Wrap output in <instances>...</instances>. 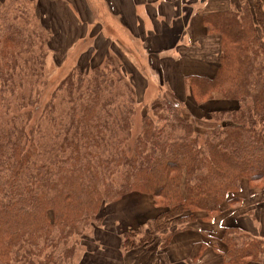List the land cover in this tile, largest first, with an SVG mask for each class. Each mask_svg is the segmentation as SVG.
Listing matches in <instances>:
<instances>
[{
    "label": "trees",
    "instance_id": "16d2710c",
    "mask_svg": "<svg viewBox=\"0 0 264 264\" xmlns=\"http://www.w3.org/2000/svg\"><path fill=\"white\" fill-rule=\"evenodd\" d=\"M24 4L0 10V264H75L87 232L131 194L160 212L122 231L119 249L166 251L176 234L229 216L220 233L203 231L204 248L224 264H264V238L227 213L244 186L264 193V0L204 14L220 59L212 77L187 76L186 87L208 119L166 90L136 136L135 84L118 57L75 67L41 103L46 29Z\"/></svg>",
    "mask_w": 264,
    "mask_h": 264
},
{
    "label": "crops",
    "instance_id": "0c3cea01",
    "mask_svg": "<svg viewBox=\"0 0 264 264\" xmlns=\"http://www.w3.org/2000/svg\"><path fill=\"white\" fill-rule=\"evenodd\" d=\"M5 2L0 0V8ZM37 4L57 27L77 30L79 55H91L92 62L98 55L104 56L101 62L116 55L122 63L129 62L135 76L146 77V84L152 77L159 87L166 77L162 90L169 88L182 97L187 93V76L212 77L220 59V37L207 34L204 14L239 9V0H37ZM132 82L137 85L135 78ZM240 198L242 204L228 215L236 216L243 231L261 236L264 193L244 186ZM136 199L141 203L149 197ZM228 219L200 222L195 229L176 234L153 264H224L219 252L204 248L202 233H220L223 223L232 220Z\"/></svg>",
    "mask_w": 264,
    "mask_h": 264
},
{
    "label": "rangeland",
    "instance_id": "374dc122",
    "mask_svg": "<svg viewBox=\"0 0 264 264\" xmlns=\"http://www.w3.org/2000/svg\"><path fill=\"white\" fill-rule=\"evenodd\" d=\"M23 1H29L31 3L28 5L29 7L35 6V8H38L39 18L36 19L37 22L35 24L36 26H41L46 29L44 32L47 43L43 49V52L46 55L45 76L41 83L42 85L38 87L41 103L44 104L61 81L74 71L75 67L80 65L84 68V66H86V63L90 61L91 55H79L82 50L77 51V30L68 26L62 28L57 27L52 23L48 11H40L37 0H31L33 2L30 0H20V3L24 4ZM249 1L251 4L253 3V0ZM32 3H34V6ZM238 7H241V0H239ZM220 41L221 39L219 38V53L221 50ZM83 46L85 48V44H83ZM111 56L117 58L116 55ZM103 57V55H98L95 62L91 61V63L88 64L92 66L104 64L106 58L101 62ZM126 63L129 64L127 61L120 63L123 74L128 81L132 82V79L134 80L135 78L137 83V85H135L137 115L135 116L133 125V134L136 136L139 132V126L143 116L146 115L148 111L150 113L153 103L158 98L163 97L165 91L169 88L166 87V90L165 88L162 90L166 77L162 80L159 87L157 83H152L153 79L150 76L151 83L148 81V84H146V77L142 80L139 76H135V70L130 67V64L128 66ZM176 74L180 75L179 72ZM169 91L172 90L169 89ZM178 97L186 105L191 114H193L191 115L192 117L201 120L208 119L209 108L205 106L207 104L204 106L196 105L187 93L185 97H182V94L178 95ZM206 128L208 127H205L204 129ZM140 196L141 195L138 194L129 195L121 204L116 206L114 213H112V210L108 212L112 215L108 216L104 222L105 226H102L100 231L93 232V230H89L87 232L83 240H81V247L75 264H153L157 255L160 256L165 252L162 248V244H159V242H157L152 248L145 250L139 249L136 251L125 252L119 249L122 244V231L127 230L130 227H139L143 223H146V221L153 219L156 212L160 211L155 207L154 201L151 198L143 199L145 201L141 203H139L140 200L136 202V197ZM259 216L261 219L264 217L262 213H260ZM109 232L112 234L115 233V238H113V235H109ZM259 233L262 236L259 237L264 238V229L260 228ZM100 240L102 241L101 243L98 242ZM105 243L109 245L113 244L115 247L105 246ZM157 259L159 258H156V260Z\"/></svg>",
    "mask_w": 264,
    "mask_h": 264
}]
</instances>
